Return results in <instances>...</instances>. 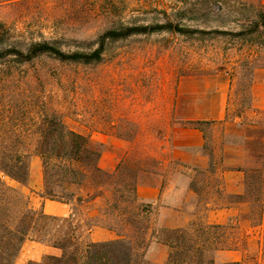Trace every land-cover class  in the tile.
<instances>
[{
    "label": "rangeland",
    "instance_id": "374dc122",
    "mask_svg": "<svg viewBox=\"0 0 264 264\" xmlns=\"http://www.w3.org/2000/svg\"><path fill=\"white\" fill-rule=\"evenodd\" d=\"M249 6L264 9V0H0V121L17 124L20 139L32 144V182L21 188L31 207L41 210L38 204L45 174L51 187V162L43 164L36 143L57 141L60 131L85 137L90 144L83 152L82 165L90 171L97 167L98 137L124 140L126 153L115 171L107 173L111 175L93 172L97 182L87 178L82 190H67L82 196L98 193L102 198L81 205L73 199L67 222L58 218L53 228L74 229L81 244L107 238L97 232L102 228L112 235L102 242L123 239L133 243L137 264H167L170 249L164 240L169 236L161 230L169 229L157 225L156 207L133 197L138 183H160L176 170V165L167 163L166 174L158 176L163 171L161 140L173 124V96L181 75H225L230 79L225 120L205 130L209 170L192 174L197 203L191 219L194 228L188 225L183 230L191 235L199 232L195 227L199 223L208 226L202 222L204 204L248 201L245 174L242 194L233 197L220 189L218 173L232 152H239L243 167L246 141L264 129V112L251 110L252 73L264 69V46L233 35L241 30L237 21L249 16ZM167 21L184 32L160 31L101 41L110 30L153 27ZM38 43L63 54H89L101 44L103 50L97 63L61 62L51 54L25 60L27 51ZM54 192L59 198L63 195L56 186ZM47 200L50 207L51 200ZM107 202L116 203L118 212L107 208ZM251 205L252 225L257 226L258 209ZM87 225L91 226L89 232ZM221 227L225 229L219 237H227L235 245L243 240L234 221ZM91 231L95 233L92 238ZM253 231L261 238L264 235V227ZM261 249L256 244L249 246L241 261L264 264V245ZM60 255L58 249L26 241L13 264H49L45 257ZM220 255L209 251L199 264L231 263Z\"/></svg>",
    "mask_w": 264,
    "mask_h": 264
},
{
    "label": "trees",
    "instance_id": "16d2710c",
    "mask_svg": "<svg viewBox=\"0 0 264 264\" xmlns=\"http://www.w3.org/2000/svg\"><path fill=\"white\" fill-rule=\"evenodd\" d=\"M249 8V16L237 21L241 30L233 33V35L250 43L264 46V9L251 6ZM160 31L184 32L167 21L165 24H155L153 27L129 26L119 30H110L101 37V41L103 42L105 39L117 40L134 34ZM218 33L225 34L226 32ZM102 48L101 44L89 54L78 52L63 54L55 47H49L46 43H38L31 46L27 51L25 60L40 54H51L53 58L61 62L97 63L101 60ZM257 130L258 128L255 131ZM18 134H20V130L17 124L0 121V264H13L26 241L42 243L60 250L61 255L59 257H45L44 260H47L49 264H137L136 250L131 241L117 239L81 244L75 237L74 229L57 230L53 228L52 223L60 219L47 215L42 210L34 209L29 205V200L21 192V188L27 186L29 149L32 144L20 139ZM59 134L61 138L57 141L51 143L40 141L35 144V149L42 158L43 164L48 166L51 162V187L45 174L42 199L66 204L74 199L78 205H81L89 200L102 198L98 193L95 195L85 193L82 196L67 191L71 187L82 190L87 178L97 182V173V176L92 173L101 171L96 165L92 166L90 171H87L82 165L83 152L90 144L85 137L70 131H60ZM245 150L247 159L243 161L242 171L245 174V186L249 199L245 202L257 207L259 220L264 223V129H260L257 136L250 137L246 141ZM94 156L95 159H98L99 152L95 153ZM86 158L84 156V159ZM105 174L106 176L111 175ZM54 186L58 187L63 194L60 198L54 192ZM134 197L133 199L136 200ZM105 206L118 212L116 203L109 204L107 202ZM90 219V217L86 218L88 221ZM61 221L67 222V218ZM190 226L194 228L193 224ZM195 227H199L197 230L199 232H192L191 235L183 229L161 230V233L166 232L169 236L164 240V245L170 249L167 264H199L202 262L204 254L209 251L220 252L235 248L231 239L219 237V232L225 229L224 227L202 226L200 223ZM86 230L89 232L91 226L87 225ZM210 264L213 263L210 261ZM228 264L245 263L239 261Z\"/></svg>",
    "mask_w": 264,
    "mask_h": 264
},
{
    "label": "crops",
    "instance_id": "0c3cea01",
    "mask_svg": "<svg viewBox=\"0 0 264 264\" xmlns=\"http://www.w3.org/2000/svg\"><path fill=\"white\" fill-rule=\"evenodd\" d=\"M253 75V91L251 98V110L255 113L264 112V69H256ZM230 79L225 75H181L173 96V124L167 127L161 140L160 166L163 168L162 176L166 174V164L173 163L176 170L169 173L164 181L157 184L138 183L135 187L137 200L157 209V225L165 229H184L188 227L195 216L197 203L193 198L195 192L191 188L194 173H204L209 170V155L205 149V130L211 125L222 123L226 116ZM261 96L258 97V92ZM100 155L97 167L101 172L112 173L115 171L126 153L128 143L114 136L103 135L98 137ZM239 152H232L223 160V169L218 177L221 190L226 195L240 196L243 188V174L240 166ZM227 154V153H226ZM192 175V176H191ZM31 172L27 186L30 187ZM25 188V187H23ZM47 199H42L38 208L45 214L67 218L71 215V204L51 201L48 207ZM30 205V202H29ZM31 206V205H30ZM33 208V207H32ZM49 209L51 212L46 213ZM203 223L209 226H227L235 222L237 230L243 236V240L235 245L232 250L220 251V256L229 262H239L246 255L249 246L257 245L261 251L264 245V235L259 237L253 231L257 226L264 227L263 221L257 226L252 225V212L254 207L247 202L226 204H204ZM237 222V223H236ZM97 232L106 234L107 238L91 242H102L111 238V232L99 228ZM92 231L89 237L93 236ZM51 249H55L52 248ZM261 253V252H260ZM229 257V258H228Z\"/></svg>",
    "mask_w": 264,
    "mask_h": 264
}]
</instances>
